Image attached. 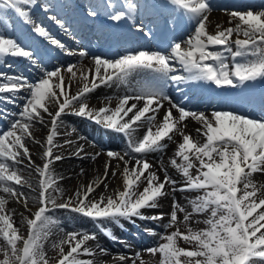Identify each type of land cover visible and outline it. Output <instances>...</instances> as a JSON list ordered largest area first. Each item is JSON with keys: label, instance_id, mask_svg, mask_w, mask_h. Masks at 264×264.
<instances>
[{"label": "snow or ice", "instance_id": "6c2138e0", "mask_svg": "<svg viewBox=\"0 0 264 264\" xmlns=\"http://www.w3.org/2000/svg\"><path fill=\"white\" fill-rule=\"evenodd\" d=\"M167 3L180 15L187 14L189 19L195 21L192 34L186 40L173 42L168 51L138 50L117 59L93 56L94 68L84 69L70 64L63 69L48 70L42 67L40 57L34 50L5 34L10 25L2 10L13 12L24 25L30 27L32 33L44 38L50 45L65 50L68 55L73 54L45 26L32 18L29 9L37 6V0H0V61L23 58L41 73L35 82H31L22 74L0 72V100L15 103L17 96L28 90L22 110L17 113L18 119L11 123L8 130L0 132V192L17 200L23 196L12 185L23 186L27 180L12 165L21 163V156L31 161L24 141L32 137V122L43 123V114L51 118L45 162L35 169L40 177L39 207L32 218L26 220L27 236L19 233L11 214L6 211L8 200L0 195V239L5 242L0 247L3 257L0 264H49L45 243L52 228L58 224L49 213L57 209L96 221L105 235L130 247L126 241L114 236L104 222L123 227L122 221L136 225L137 220H163V214L147 215L145 210L158 208L161 198L177 190L195 191L198 195L190 201L191 211H186L173 201L166 228L175 227L178 222L187 227L185 232L177 227L170 234L160 237L164 242L147 249L152 255H160V264H264V211H260L264 209V195H258L262 189L252 179L256 173H264V119L224 110L213 111L209 118L203 112L181 106L165 92L169 82L177 87L189 82L236 87L264 79V10L231 12V17L237 20L235 28L213 34L207 29L212 11L211 0H167ZM42 7L45 12L52 11L47 3ZM138 7L136 0H97L87 7L86 15L96 18L106 13L111 21H129L138 31L144 32L143 26L137 23ZM48 19L61 28L65 27L63 20L56 15ZM165 23L174 24L175 21L169 19ZM151 34L150 30L145 32V35ZM234 34L238 38L232 40ZM78 55L86 57L89 53L82 49ZM64 73L69 76L67 85ZM136 77L142 79L132 87V95L121 97L115 108L110 103L99 109L90 108L86 102L87 94L101 85L118 83L131 87ZM72 80L82 83L75 94H70ZM4 93L8 96H4ZM130 101L136 103L130 104ZM141 101L143 104L138 107ZM165 101L170 107L166 109L161 122L157 123L156 114ZM50 105L56 106L55 112L50 111ZM174 110L177 113L175 116ZM64 114L88 119L126 138L127 150L123 154L112 150L107 152L109 158L125 163L121 173L123 190L113 196L91 200V193L99 186H94L93 182L83 190H77L74 197L69 196L65 202L57 203L58 199L63 198V189L57 186L61 178L55 176L51 165L63 159L53 154V148L56 146L55 137L59 135L58 121ZM189 118L200 123L201 127L196 131L203 137V143L182 130ZM142 124H147L148 128L138 139L136 132ZM174 134L182 137L175 158L170 161L184 179L179 188L178 181L168 174L167 168L160 169L164 173L161 179L157 171L151 170L153 165L145 158L149 153L162 151L166 147L163 142L171 141ZM82 152L81 147L74 154L80 156ZM125 156H132L135 160L131 167ZM109 167L110 164L105 165V180ZM141 184H144L142 190ZM22 202L26 206L27 198ZM178 212L185 213L182 221ZM203 214H207L203 221L206 228L194 230L189 221L193 215ZM144 231L156 235L154 229L145 228ZM90 240H96L95 233L67 232L64 238L52 244V248L59 251L57 264H95L92 259L80 258L96 255L92 248L86 246ZM178 240H183L190 247H180ZM65 245L68 246L67 252ZM99 251L107 254V249L99 248ZM137 256L139 258V254ZM118 259L124 261L127 257L119 256ZM132 264H136V261L133 260Z\"/></svg>", "mask_w": 264, "mask_h": 264}, {"label": "bare ground", "instance_id": "6f19581e", "mask_svg": "<svg viewBox=\"0 0 264 264\" xmlns=\"http://www.w3.org/2000/svg\"><path fill=\"white\" fill-rule=\"evenodd\" d=\"M44 2V0H42ZM45 3L49 4L52 8L53 12H56L57 10H60L61 7L55 4V1L53 0H45ZM230 12L228 10H212L211 13L209 14V20L207 21V29L210 33L215 34L216 31L219 30H224L232 26L235 28L236 23L234 20L232 22L229 20L230 17ZM37 23H40L44 25L43 19L40 14H37L34 17H32ZM9 19L12 21L14 19V16L11 18L9 15ZM15 21V19H14ZM10 22V21H9ZM26 26V25H24ZM219 26V27H218ZM2 27V25L0 26ZM18 33H20V30H18ZM6 35H10L14 38L18 39V36H16L14 29L10 27L8 31L5 33ZM233 40V39H232ZM19 41V40H18ZM26 43L29 45H37L39 43H36V39L32 36L28 37L27 40H25ZM51 51L53 50L52 47ZM73 54L71 55H62L63 57H68L65 61V59H62V64L69 63L71 60H76L79 57L84 56H79L77 52H72ZM93 57V56H92ZM91 56H86L82 61L73 62L72 64H76L78 67H82L84 69H90L94 68V62ZM101 57V56H100ZM103 58V57H102ZM14 60V58H11ZM44 59H47L44 57ZM60 63V62H59ZM43 68H46L49 70V68L42 66ZM52 67V66H50ZM59 68H65V67H59ZM12 71V70H9ZM8 75H13V74H8ZM65 75V85L69 83V76L67 73H64ZM40 76V75H39ZM71 89H70V94H75L80 87L82 86V83L79 80H72L71 81ZM104 87V86H103ZM103 87H98L94 91L90 92L86 96V102L89 104L90 108H96L99 109L100 107H103L107 104L110 103L112 108H115L117 104L119 103V99L125 95H132V87L131 89H127L128 85H123L124 91H118V90H109V89H104ZM179 91L183 90V87L178 88ZM27 90V89H26ZM28 93V90L27 92ZM184 93V92H181ZM189 94L192 95V92ZM190 98L189 95H187V99ZM199 100H203V97L201 96ZM131 103H136V101H130ZM167 104L164 108L162 107L159 112L157 113V120L158 123L161 122L166 109L170 107L168 102L165 101ZM143 104V101L138 103V107ZM164 106V105H163ZM215 106V102L208 105L209 108L213 110ZM78 107V105H77ZM56 106L55 105H50V111L55 112ZM212 110H200L195 112H203L205 115L209 116L211 118V113ZM43 114V113H42ZM44 115V121L43 123L39 121H33L32 122V137L28 138V144L32 148V155H31V160L36 161L39 164H43L45 162L44 160V152L46 150V138L47 135L49 134V129L51 127V118L47 114ZM173 115H177L174 114ZM71 117L68 114H64L61 117V120L58 121V128L57 131L59 135L55 137L54 144L56 145L53 148V154L54 155H60V156H65L69 154L68 156L70 158H63L62 160L55 161L51 165V169L54 172L55 176L57 178H61L58 180V187L63 189V196L67 198L69 196L75 195V192L77 190H83V188H86V186L89 183L94 182L95 185H99L98 187H95V191L91 193L89 198L94 197L95 199H99L101 196L108 197V196H113L116 192L123 190V177H122V170L125 167V163L123 161H120L118 159H112L107 156V152L109 150L120 152L123 154L125 152L124 149L122 148H110V149H102L100 147V141L94 139L90 134L88 137L85 135H82L81 133V126L80 125H75L72 126L73 124L70 123ZM186 127L183 128L182 130L186 134H191L193 138L198 140L200 143L203 142V137H201L196 129L200 128L201 125L198 121H195L191 118L187 119L185 122ZM140 135H144L147 131L148 125L147 124H142L140 126ZM66 141H71L72 143H66ZM182 141V137L179 134H174L173 139L170 141L168 148L170 150L164 152L163 159L158 160L153 154L149 153L145 158L153 165V168L151 170L157 171L158 175H160L161 179H163L164 173L160 171L162 168H167L168 169V174L175 180L178 181L177 188L180 187L184 183V179L182 175L174 168L171 166L170 161L171 159L175 158V152L177 150L178 144ZM83 148V152L80 154V156L75 155L74 153L77 152L79 148ZM99 153V155H97ZM86 154V155H85ZM96 155L95 160L91 161V156ZM89 160V161H88ZM125 160L129 161L128 166L131 167L132 164H134L135 160L131 156H125ZM177 162L180 163V160L177 158ZM110 164V167L108 168V176L107 179H104V173H105V165ZM36 166L35 168H32V171H27L24 169V175L28 177L31 181L34 182H39L40 177L37 176L36 172ZM115 172L116 175L113 176L112 173ZM193 174H195V169L193 170ZM252 179L254 182L257 184L258 187L262 189L261 193L258 195H264V173H256L253 175ZM103 180V182H101ZM105 184H107V188H105ZM144 184H141L140 188L141 190L143 189ZM167 188V186H166ZM20 192L19 190H17ZM23 196L20 197V200H17L14 197L9 196L6 193L0 192V195H4L5 198L8 200V203L6 205V211L11 214L12 220L14 223L17 224V227L22 228V229H28L26 220L29 218H32L33 214L39 207V202H38V193H35L34 191L30 190H23ZM198 195L197 192L195 191H179L177 190L176 192H169V194L166 197H163L160 199L159 204L160 206L156 209H150V210H145L147 215H159L163 214V220H158V221H140L137 220L136 225L138 224H147V227L144 228H149V229H154L156 232V235H151L150 238L153 240V244H160L164 241L157 239L160 234L164 231V225L169 222L170 219V213L173 210L172 209V204L173 201L178 202L181 206L185 208L186 211H191V204L190 201L193 200L196 196ZM27 198V204L22 202L24 198ZM176 197V198H175ZM65 201H60L57 203H63ZM37 203V204H36ZM260 211H264V209H260ZM185 213L178 212V217L180 218V221L183 220V216ZM62 217H59L56 219L58 221V224L55 225L52 228V233L48 238L47 246L48 249L52 244L58 242L60 239L64 238L65 234L70 231H76V229H80V232L82 231V228L80 224H88V222H83L78 220L77 218H71V217H65L64 215H61ZM207 218V214L203 215H193L192 219L189 221L190 226L194 230H200L206 228V225L203 223V221ZM199 221V222H197ZM264 223V222H262ZM123 227L116 225L114 223H108L104 222V226L107 227L112 234H118V233H125L126 228L132 229L133 224L128 223L126 221H122ZM135 225V226H136ZM88 229H90L89 225L86 226ZM179 228L181 232L186 231V225L182 222H178L175 227L168 228L165 230V234H170L171 232L175 231L176 228ZM61 229L63 231H61ZM94 229V227L92 228ZM92 233H95L96 235V240H90L87 242V247L92 248L95 252V256H82L80 257L81 259H92L95 261V264H132V261L135 260L137 257H132L131 256V249L136 248L139 249L140 245L143 244L140 243L138 244L137 241L129 236L127 233L126 235V241L127 245H130V247L125 246V245H113L110 244L107 237L105 236V233L103 230L98 231V229L95 227V229L92 231ZM138 236L141 237V232H137ZM149 234V233H146ZM150 235V234H149ZM142 239L144 236L141 237ZM143 241V240H141ZM150 243V244H151ZM178 245L180 247L184 248H189L190 246L186 244L183 240H178ZM66 246V245H65ZM64 246V247H65ZM99 248H104L107 249V254H103L99 251ZM126 249V250H125ZM145 255L141 259L143 261V264H145L147 261V264H160V255H147L148 253L147 250L143 251ZM150 254V253H148ZM119 256H125L127 257L126 260L120 261L118 259ZM141 260H139L138 264H141Z\"/></svg>", "mask_w": 264, "mask_h": 264}, {"label": "rangeland", "instance_id": "374dc122", "mask_svg": "<svg viewBox=\"0 0 264 264\" xmlns=\"http://www.w3.org/2000/svg\"><path fill=\"white\" fill-rule=\"evenodd\" d=\"M3 12H9L8 10H2ZM10 13V12H9ZM58 30H60L59 28H58ZM60 31H62V30H60ZM31 35V34H30ZM4 63H7V61H5ZM10 65V64H9ZM9 65H7L8 67H9ZM12 66V65H11ZM28 67H30V66H28ZM24 68L26 69V66L24 65ZM13 69V68H12ZM19 95H21V94H19ZM19 95L17 96V98H16V100H15V103H11V105H14V106H16L17 108H18V113L22 110V107H23V105L22 104H24V102H25V100H23V103H21V105H20V100H22V98H24V96L25 95H22L21 97H19ZM9 111H11V110H7V111H4V109H2V107H0V119H2L3 120V122L4 123H6V119H7V117H10L11 115H14V112L15 111H11L10 113H11V115H9ZM12 120H15V119H18V116L17 115H15V118H12V117H10ZM1 126V125H0ZM28 138H26L25 139V145H26V147L29 149V153H30V155H32V148H31V146H29V144H28ZM92 157L93 156H91V159H89V160H91V161H94L95 159H92ZM68 158H70V157H68ZM21 163H19V164H15V165H12V167L15 169V170H17L24 178H25V180H27V183L26 184H24L23 186H20V185H12L13 187H15L16 188V190H19L20 191V193L21 192H23V190H25V189H27V190H30V191H34L35 193H38V196H39V193H40V187H39V182L37 183V182H34V181H31L30 179H28V177H26L25 175H24V169L26 170L25 172H27V171H32V168H35V166H42V164L40 163H38V162H36V161H29V159L26 157V156H21ZM88 160V161H89ZM10 164H11V162H9ZM37 176H38V174H36ZM30 185V186H29ZM176 198V197H175ZM65 199L66 198H64V196H63V198H61V199H58L57 200V202H60V201H65ZM89 199H91V200H95V198L94 197H92V198H89ZM37 204V203H36ZM39 204V203H38ZM65 212H67L66 210H64V209H57L55 212H52V213H49V215H53L54 217H55V219H58L59 217H62L61 215H60V213L61 214H64ZM74 217H76V216H74ZM15 225L17 226V224L15 223ZM81 227H84L83 225H80ZM18 229H19V233L21 234V235H24V236H27V233H28V229L26 230V229H22V228H19L18 227ZM81 229V228H80ZM80 229H76V231L77 232H80L79 230ZM82 230H83V233H90L89 231H87V229L84 227V228H82ZM5 245V242L2 240V239H0V247H2V246H4ZM155 245H149V247H154ZM148 246H146V247H141V249L139 250V252H142L143 250H146V249H149V248H147ZM65 252H67L68 251V246L66 245L65 247ZM45 251H46V253H47V256H48V258H49V264H57V261L59 260V258H60V256H59V251H58V249H53V248H51V246L49 247V249H48V246H47V243H45ZM134 255H136V252H134L133 253ZM147 255H152V254H148V253H146ZM145 255V253L143 252L142 254H139V258H138V256L136 255L135 257H137L136 259H135V261H136V264H138L139 263V260H141L142 258H143V256ZM3 257H2V255H0V259H2ZM148 263V261L145 263V264H147Z\"/></svg>", "mask_w": 264, "mask_h": 264}]
</instances>
